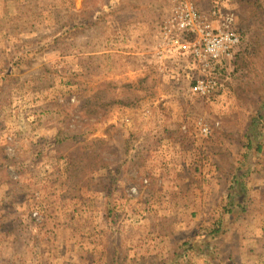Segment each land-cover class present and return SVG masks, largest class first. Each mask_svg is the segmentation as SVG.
Segmentation results:
<instances>
[{
    "label": "rangeland",
    "instance_id": "1",
    "mask_svg": "<svg viewBox=\"0 0 264 264\" xmlns=\"http://www.w3.org/2000/svg\"><path fill=\"white\" fill-rule=\"evenodd\" d=\"M193 3L235 10L243 36L208 98L189 94L197 61L160 48L171 0H0V264H264V121L246 138L264 22L238 0Z\"/></svg>",
    "mask_w": 264,
    "mask_h": 264
},
{
    "label": "built area",
    "instance_id": "2",
    "mask_svg": "<svg viewBox=\"0 0 264 264\" xmlns=\"http://www.w3.org/2000/svg\"><path fill=\"white\" fill-rule=\"evenodd\" d=\"M170 16L162 23L159 31L160 48H177L188 53L197 61L201 76L189 87L192 97L208 98L218 90L215 72L222 70L226 62L235 59L241 36L236 11L219 5L201 12L193 0H171ZM201 125L204 135L209 127ZM137 189L133 188L132 193ZM37 217V213L33 214Z\"/></svg>",
    "mask_w": 264,
    "mask_h": 264
},
{
    "label": "trees",
    "instance_id": "3",
    "mask_svg": "<svg viewBox=\"0 0 264 264\" xmlns=\"http://www.w3.org/2000/svg\"><path fill=\"white\" fill-rule=\"evenodd\" d=\"M242 5L250 8L253 10V12H256V15L258 18H260V21L264 22V7L261 5V3L257 0H238ZM240 36H241V43L238 48V52L236 54L235 59L232 61L234 65L237 66V61L239 56L241 55L239 49L242 48L243 45V36L241 29H239ZM264 121V105L260 108L259 114L257 116V119L253 121L248 128V132L246 133V138L250 142L248 146L251 147V145L254 143V140L257 138L256 130L258 125H261V123ZM257 152H260L261 147L256 145ZM77 162L75 160H69L68 162V169L70 168H76ZM244 175L238 174L234 180V183L231 187L230 191V206L225 211L226 215H228V223L229 225H232L236 222V220L242 215V213L245 212V190L243 189V182L245 177ZM112 215V212H109L108 217ZM227 226L225 225H217L215 226L210 232L206 234L200 241V245L196 244L192 246L194 249H196L197 252H200V249L203 248L205 245L207 246L210 243H213L220 238H222L225 235V230ZM203 245V246H202ZM118 261V260H117ZM115 259L112 260V264H115ZM122 263V262H121ZM120 264V263H119Z\"/></svg>",
    "mask_w": 264,
    "mask_h": 264
},
{
    "label": "crops",
    "instance_id": "4",
    "mask_svg": "<svg viewBox=\"0 0 264 264\" xmlns=\"http://www.w3.org/2000/svg\"><path fill=\"white\" fill-rule=\"evenodd\" d=\"M245 190V189H244ZM246 199V198H245Z\"/></svg>",
    "mask_w": 264,
    "mask_h": 264
}]
</instances>
